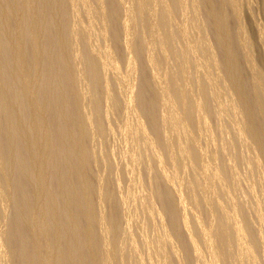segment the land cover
Returning a JSON list of instances; mask_svg holds the SVG:
<instances>
[{
	"label": "bare ground",
	"instance_id": "bare-ground-1",
	"mask_svg": "<svg viewBox=\"0 0 264 264\" xmlns=\"http://www.w3.org/2000/svg\"><path fill=\"white\" fill-rule=\"evenodd\" d=\"M74 1H77L76 3L79 2L78 4H80L84 8V11L80 8L81 11H83V13L84 12H86V13L90 12L89 11L90 6L87 3V0H0V117L2 118L1 122H0V201L2 202L4 200H8L10 202V207H12V208H15L16 204L21 203L22 205L19 207L23 208V211L21 213H18V215L13 217L14 219H11V222L9 223L10 233L8 232L9 233L8 239L3 241L6 243L5 246L7 245V247H9L11 249L10 254H7V256L9 257V255H10V257H9V259L7 257V262L5 261L7 264H17V263L18 264H68V261H70L72 259L73 255H76L75 259L77 257V260H75V262L73 264H108L109 262H111L113 260V258H114L113 254L116 252V250L114 249L115 252H113V254H112V252L110 250H108L110 248V246H108L109 247L108 249L104 248V245H113L114 247H116L117 245H115L114 240H116L115 238L119 237L118 234H120L119 233L120 225L118 222V221H120V218H119L120 214L117 218V212L119 210L117 208V205H115V203H117L115 201L116 197L113 200L115 202H113L111 200L114 197L115 193L113 194V197H111L112 194H110V193H112V192L109 190L110 193L108 195H110L111 199L109 201V199L106 198V200H108V203H109V204L107 203L108 204L107 206H109V209L107 207H105L109 210V211L107 210L108 214L106 216L98 214L96 211V201H97L96 198H97L98 194H100L99 190H102V192H105V191H103L105 184H103V183L99 184V185H103L104 186L103 188L99 187V185H98V187L93 185V181H92L93 176L91 175L92 173H90L91 167L89 169V166L91 164L90 161H92L91 158H93L94 156L91 157L90 154H92V152L89 150V148H91V147L86 145L88 142H87V140L85 141L86 138H84V137H87L86 135H90V134H88L90 127L94 128V131L92 133L98 134V136L104 135L102 132H104L103 130H105L106 128L103 127V124H101V122H103V118H102L103 113H102V117L99 118L101 112L104 111V110H102L103 106H101L102 105L101 100L104 98L105 100L109 101V99H108V97L110 96L109 94L112 93V92L109 93L110 91H108L109 90L108 89L109 80L106 77L107 70L113 71L117 77V80H119L121 82L123 81L125 83L127 81V79H126L127 76L125 74L119 72V70H118L117 59L113 58V56H112V52H111L112 48L110 49L111 46L109 45L110 43L107 42L106 36H111L110 38H112V40H113L112 42L115 43V45L113 44V46L118 45L119 47L118 46L117 47L119 48V50L123 48L122 51L124 50L123 52H125L124 53V56H125L124 60H126L125 61L126 62L125 68L127 69L128 73L130 72L129 74H131L135 70V64H136L135 58L141 59L142 57H140V56H142V55H145V58H146V62L144 64L147 63L146 64L147 66L149 65L150 67L153 68L154 63H156L157 61L154 62L155 56H153L152 48H154L155 46L154 47L152 46L154 44H151V42L153 43V41H150V40L152 38H154L153 36L156 34L155 33L156 28L158 27V24H160V21H162L163 17H165L164 16L165 13H164L161 20H158L157 18H155V20L156 19L158 20V21L156 20L158 23L156 21H154V23L155 22L157 23V24L155 23V25H157V27H154V24H153L154 19L152 20V18H154L153 15L155 16V14H153V13H156L155 12L156 10H154L155 9L154 7L156 6L155 4H157L156 2L161 1L162 2L161 4H164L163 3L164 1H162V0H134L136 5H137L136 8H137V10H139L138 13L139 14H141V13L145 14V16L142 15V17H147V16L149 17L148 22L150 21V24H149L150 28H148V27L147 28L151 32L152 36H151V38H148L150 40L144 42V44L142 43L144 40L142 42L140 41L143 45L138 42L140 40V37H139V40L136 41L137 47H135V48L133 47V51H132V48H130L131 46L135 45V44H133L134 43L133 39L131 40L133 45H130L131 44L130 39L132 38L130 30H131V23L133 20L132 17L134 14V12H133V14H131L132 13L131 11H133V9L130 10L131 8L129 7L130 8L129 9L128 7H126L127 4L126 5L124 4L125 7L123 6L122 10H121V12L123 14L121 13V15H120L119 7L121 5H118L119 3L117 2L119 0H92V2H94L96 5L95 4L93 5V3L90 2L91 3L90 9H92V5H93V6H95L94 7L95 11H98V9H100L102 11L104 8H108V11H109L108 12L109 15H107V16L104 15L106 18H109V20H104V19L100 20L101 26L99 29V38L100 37L102 38V43H98V44L95 43L94 44L93 40H95V38H96V40H98V38L96 36H94V39L91 40V36L93 35V30L91 28V24H93L92 20H90V18H89L88 19L89 21L88 20L86 21L88 23V25H86V26L83 25V27L80 26L81 28L78 26L81 24L80 21H79V23H80L79 24L78 22H75L74 19H73V21L70 20V9L72 11H76V10L80 11L79 9H77L80 7V5L79 6L76 5L77 8L75 9V6L73 4ZM103 1H106L107 3L103 4ZM171 1H173V0H171ZM175 1L176 0H174V2ZM179 1H180L179 2L180 5H182L181 6L182 9H184L186 7L185 0H179ZM203 1H205L206 3ZM122 2L123 1L121 0V3ZM225 2L230 3L232 5V7L234 8V10H238V4H237L238 0H202V3L205 4L204 6H206L205 8L207 9L206 18L209 17L208 19H210V22L212 23V26L214 29V30L212 29L214 31L213 35L215 36L216 42L218 44L217 46H219L218 48H220L219 50L221 51L220 53L222 54V56H220V58H221V61L224 63V66L226 69L225 72H227V74H228L227 80L230 79V82L232 83L231 85L233 86V90H235V94H237V97L235 99L240 100V103H241L243 111H244V113H242V112L241 113L244 115L243 117L247 119L246 123H244L245 119L242 117V119H244L243 123L247 124V126L245 125L247 128L246 127L245 128L248 129L246 131H244L245 129H243V131H244V133L249 131V135L252 136L251 139H254L256 141L257 144H255V145H258L257 147L260 148L261 153L264 156V74L261 71H259L257 68H255L254 63H253L252 58H251L250 53H249L248 39L245 38V35H242L240 27L239 28L237 27L238 29L236 28L233 30L229 26V24L225 18L226 16L224 14V11L222 9V5H221L222 3L225 4ZM224 4H223V6H224ZM158 5H160V4H158ZM184 5H185V7H184ZM220 5H221V8H219ZM198 7H200V6H198ZM187 8H189V7H187ZM163 9H165V6ZM166 9L164 10V12L166 11ZM191 9H192V7H191ZM105 10H104V13H105ZM137 10H136V12H137ZM167 11H168V9H167ZM193 11H192V13H193ZM178 12H179V10H178ZM73 13H75V12H73ZM81 13L82 12H80V14ZM138 13H137V15H138ZM195 13H196V11H195ZM101 14H102V12H101ZM193 15H191V16H193ZM104 16H103V18H105ZM159 17L160 16H158V18ZM140 18H141V15H140ZM195 18H197V17L195 16ZM164 20H165V18H164ZM164 20L162 21V23L164 22ZM169 20H171V19H169ZM189 20H190V18H189ZM165 21H167V20H165ZM141 22H143V21H141ZM146 22H147V19H146ZM146 22H143V23H146ZM171 22H173V21H171ZM201 22H203V21L201 20ZM238 23L237 24L240 26V22H238ZM163 24L165 25V22ZM163 26L159 27L158 31ZM200 26H201V24H200ZM235 30H237V31H235ZM163 31H165V30L163 29ZM201 31H203V30H201ZM108 33H110V35H108ZM183 33L184 32L182 31V35H183ZM170 34H169V36H167L168 41H169V37H174L172 35L170 36ZM193 36H191V37H193ZM201 36H202V34H201ZM164 37H162V38L166 39L165 35H164ZM157 38L159 40V36ZM162 38L160 37V39H162ZM182 39H185V38H182ZM141 40H142V38H141ZM145 40H147V39H145ZM158 40H156V42ZM197 40L199 41V39H197ZM86 41H88V42H86ZM262 41H263V38H262ZM159 42H160V40H159ZM192 42H193V40H192ZM87 43H88V45H87ZM138 43L141 46H139ZM182 44H183V42H182ZM161 45H160V47H161ZM163 45L165 46V44H163ZM164 46H163V49H164ZM166 46H167V43H166ZM166 46H165V51H167ZM117 47H116V50H117ZM187 48H189V47L187 46ZM156 49H157V47H156ZM156 49H154V50H156ZM163 49H162L161 53H163V51H164ZM205 49H207V48H205ZM198 50H199V48H198ZM210 50H212V49H210ZM101 51H103V52H101ZM203 52L205 53V50H203ZM119 53H122V52H119ZM114 54L116 55V54H118V52L113 53V55ZM170 54H172V53H170ZM200 54H202V53H200ZM241 54L244 55L248 65H249V68L251 69V75L252 76H251V79H250L251 81L249 84L245 83L244 80H241V76L244 75L243 74V67H241L242 64L240 65L239 56ZM188 57H189V55H188ZM203 57L205 58V56H203ZM210 58H211V56H210ZM77 59L79 61H77ZM155 59H157V58L155 57ZM164 59H165V57H164ZM80 60H81L82 66H81V68H78L77 62H80ZM179 60H181V59H179ZM165 61H166V59H165ZM189 61H187V63ZM184 63H185V60H184ZM156 65H158V64H156ZM210 65H208V67ZM101 66H103V67L105 66L104 71H102L103 69L101 68ZM79 67H80V65H79ZM199 68H197V69H199ZM203 69H205V68H203ZM207 70L208 69H206V71ZM203 72H205V71H203ZM184 73L185 72H183V74ZM175 76H176V74H175ZM204 76H205V74H204ZM161 77H163V76H161ZM206 77L207 76H205V78ZM153 78L155 79V83H157L156 81L160 78V77H157V75L155 74V71L153 73ZM209 80H210V78H209ZM82 81L84 82V84H83V87L80 88L78 86L80 85V83ZM155 83H154V85H156ZM161 83H163V81H161ZM161 83H159V94H158V96L161 99V103H160L161 107L160 108H163V110H164L163 113L161 114L162 116L160 115L161 120L163 121V124L167 123V125L169 124L172 127V129L175 127L177 129V127L180 126L179 125L180 124L179 117L178 116L173 117L171 113L170 114L164 113L165 108H167V101L165 100V98H166V96H168L166 93L168 87L165 86L166 84L163 85ZM200 84H201V82H200ZM215 84H217V83H215ZM157 85H158V83H157ZM145 86L143 87L144 91L143 90H142L143 92L141 91L140 96L138 97V100L139 99H140V101L142 100L143 104H141V105H142V110L145 113L144 115L146 117H148L150 121L153 122L154 116L156 115L155 113H154L155 115H153V112H154L153 109H155L154 108L155 105L152 107L151 102L146 100L149 97L146 98L147 95H145V93H146L145 91L148 88L146 89ZM210 87H211V85H210ZM111 88H112V84H111ZM170 88H171V86H170ZM219 90L220 89H218V92H219ZM213 91H217V90H213ZM197 92H200V90ZM250 92H254V97L252 96L253 98H251V96L249 95V94L252 95V93H250ZM180 93H181V91H180ZM211 93H212V91H211ZM199 95H201V94H199ZM100 96L102 97V99L100 98ZM110 97L113 98V95H111ZM128 98L131 99V96ZM205 100H206V97H205ZM84 101H85V104H84ZM202 101H204V99ZM153 102H152V104H153ZM231 102H232V100H231ZM112 103H114V102H112ZM233 103H235V102L233 101ZM238 105H239V102H238ZM234 106L236 107V104ZM113 107H114V105H113ZM193 107H196V106H193ZM106 108H104V109L106 110ZM196 109H194V110H196ZM84 110H85V112H84ZM107 111H109L108 108H107ZM241 111H242V109H241ZM159 112H161V111H159ZM189 112H193V111H189ZM220 112H218V113H220ZM191 115H193V114L190 113V116ZM140 116H141V114H140ZM156 117H158V116H156ZM54 118H56L58 121V124H56V125L53 124ZM96 118H98V119L96 120ZM188 118H189V115H188ZM100 120H102V121H100ZM191 120H192V118H191ZM203 120H204V118H203ZM138 121H139L138 123H140V119H138ZM162 121L159 120V122H161V123H162ZM200 121H199V123H200ZM156 122L158 123L157 120H156ZM239 122L240 121H238L237 123H239ZM154 124L155 123H152V126ZM159 124H157V125H159ZM198 125H200V124H198ZM236 125L238 126V124H236ZM240 125H241V123H240ZM104 126H105V123H104ZM152 126L150 129L153 130ZM156 127H157V130H159L158 126H156ZM156 127L154 128V130L156 129ZM207 127H206V130H207ZM241 127H243V126H241ZM103 128H105V129H103ZM112 128H113V126H112ZM180 128H178V129H180ZM131 129H133V130L135 129V130H137V131L134 130L135 132L139 131L140 134H143L144 136H146L145 129L142 128V130H141V128H139L138 125H136L135 128L131 127ZM169 129H170V127H169ZM133 130H130V131L133 132ZM181 130L182 129L178 130L179 132L176 130V133L182 132ZM238 130H239L238 132L242 133V129L240 127L238 128ZM125 131L127 133L129 132L128 129H125ZM90 133H91V131H90ZM134 133L131 134V135H133L132 137H134V135H135ZM138 133H137V135H138ZM176 133H174V134L176 135ZM94 134L92 137H94ZM184 134H185V132L183 133V135ZM247 134H248V132L244 135L247 136ZM244 135H239V136L242 137ZM129 136H130V134H129ZM95 137H96V135H95ZM87 138H90V136H88ZM99 138L101 139V137H99ZM126 138H129V137H126ZM136 138L138 139L139 136H137ZM144 138L145 137H143L142 139H144ZM248 138H250V136ZM183 139H185V138H183ZM241 139H243V138H241ZM254 140L252 142L255 143ZM145 141H147V139H145ZM128 142H130V141H128ZM178 142L179 141H177V143ZM186 142H188V141H186ZM181 143L183 144L184 141L182 140ZM182 144H180V146ZM177 145L179 146V144H177ZM183 146H185V145L178 147L180 154H181V152H186V151H184V149H182ZM185 147H188V145H186ZM135 148H136V146H135ZM178 149H177V151H178ZM135 151H136V149H135ZM173 152H172V154H173ZM136 154H138V153H136ZM141 156H142V154H141ZM175 157H176V155H175ZM95 159L96 158L94 157V161H95ZM157 159L159 161V162L157 161V163H159L158 165L160 167L161 162L159 160V157ZM105 162L107 163L106 160H105ZM135 163H133V164H135ZM176 163L173 162L172 165L175 166ZM14 168H16L17 171H14ZM18 168L19 169L21 168V169L18 171ZM186 168H187V166H186ZM162 171H164V170H162ZM164 173L165 172H163L162 174H164ZM164 175H166V173ZM203 176H205V175H203ZM169 177L170 176L168 175L165 178L169 179ZM180 181L182 182V180H180ZM107 183H106L105 188H107ZM172 183H174V182H172ZM206 185H208V184H206ZM179 187H180V185H179ZM133 189L135 190V188H133ZM106 190L108 191V188ZM19 191H21V194H22L21 198L19 197V194H20ZM131 191H132V188H131ZM162 191H164V190H162ZM165 191L163 194H165ZM102 192L100 195V199L102 196V200H103V199H105L103 196L107 195V194L102 195ZM167 193L168 192H166V194ZM133 194H135V193H133ZM163 194L161 193L162 196H163ZM128 196L131 197L130 194ZM163 197H165L166 201L171 199V198H169V196L167 197L164 195ZM165 199H163L162 201L166 202ZM117 200H120V199H117ZM177 201H179L180 202L179 204L183 206L182 210L186 211L185 206L183 204V198H182V196H180V194H179ZM106 202L107 201H105L104 204ZM147 202H149V201H147ZM166 203H168V201ZM171 203H172V201H171ZM169 205H168V207L170 208V215H174L173 209L175 207H173V205L172 206L171 205L169 206ZM99 206H100V201H99L98 208H99ZM172 207H173V209H172ZM163 209H164V207H163ZM222 211H223V209H222ZM17 212H18V210H17ZM176 212H177V210L175 211V214H176ZM187 215L188 214H186V215L184 214L182 216L183 219L181 218L182 222H183L182 225L186 229L189 228L188 221H187ZM175 217H176L175 219L178 218L177 216H175ZM231 217L228 215V218H231ZM170 218L173 220L174 217L172 216ZM225 219H226V221L227 220L229 221V219H227V217ZM175 221H173L175 224L174 223H172V224L176 225V223H177V225H178L177 220H175ZM229 223L232 224V225L230 224V226L233 227V229H231V230H234L233 232H235L236 237H234V239H236V241L238 243L236 241L235 242L239 245L238 248L240 247V249L242 251V252L240 251L241 255H244V257L250 256L251 255V248H252L250 242H252V241L249 242L246 240V242L250 243V246H249V244L244 242V238H243L244 227H243V225H241V223L238 220H236L234 217L231 218V222L227 223L228 228L230 227ZM197 224L199 225V228L201 230V236H202V240H204V245H205L206 250L209 252L211 251L210 252L211 257L209 258L208 261L205 260L206 261L205 264H218V259H216V256L214 255V252L212 251V247H211L212 242H211V240L208 239V231L201 226L199 220H197ZM98 227H100V229H101V233H99V234H101V236H102V244H101V242L98 241V237H97L98 235L96 234V233L100 232L99 230H97L98 232H96V228H98ZM175 227H174V229L176 231L177 227L176 228ZM222 227H225V223L222 224V226H221V229L223 231H225V228L223 229ZM2 232H0V233H2ZM191 232L193 233V231H191ZM248 232L249 231H245V234L247 233V235H248ZM171 233H172V231H171ZM247 235H246V237H247ZM164 237H165V235H164ZM250 238H252V237L250 236ZM242 239H243V242H242ZM117 240H116V243L118 242ZM252 240H255V239L252 238ZM157 241H155V242L157 243ZM74 242H81L82 246H80V248L77 249L79 246L74 244ZM113 242H114V244H113ZM161 242H162V240H161ZM253 242H255V241H253ZM189 243H191V245H192L191 247H193V249L196 253V256H198L200 258L201 257V251H200L199 247L197 246L195 240L192 237H190ZM75 245L77 246V248L75 247ZM1 246L2 245L0 244V248H1ZM160 246H162V245L160 244ZM2 249H3V247L1 248V250ZM6 249H8V248H6ZM116 249H117V247H116ZM111 250H113V249H111ZM239 250H237V251L240 254ZM2 252L0 253V260L4 261L2 255H5V254L4 253L2 254ZM117 253H119V251H117ZM120 253H123V252H120ZM238 256L239 255H237V257ZM244 257H241V259H243ZM117 258H118V256H117ZM115 260H113V261H115ZM5 262H3V263L6 264ZM116 263H117V260L115 261V264ZM165 264H167V263H165Z\"/></svg>",
	"mask_w": 264,
	"mask_h": 264
},
{
	"label": "rangeland",
	"instance_id": "rangeland-1",
	"mask_svg": "<svg viewBox=\"0 0 264 264\" xmlns=\"http://www.w3.org/2000/svg\"><path fill=\"white\" fill-rule=\"evenodd\" d=\"M119 1L117 2L119 3L118 5H121L119 7L120 15L122 13L121 12L122 7L123 6L125 7L126 4H127L126 7L131 8V9L129 8L130 10L133 9V11H131L132 12L131 14H133L134 12L133 17H132L133 20L131 23V30H130L131 37H132V38L130 37L131 38L130 42L133 39V42H134L133 44H135L134 46L130 47L132 48V51H133V47L134 48L137 47L136 41L139 40V37H140V40L138 42L140 44L142 43L144 44V42L150 40L148 38H151L152 36L151 32L148 29L150 28L149 26L150 21L148 22L149 17L147 15H146L147 17H142V15L145 16V14L138 13L139 10H137L136 8L137 5L134 0H122L123 1L122 3H121V0ZM162 1H164L163 2L164 4H161L162 3L161 1L156 2L157 4H155L156 6L154 7L155 8L154 10H156L155 11L156 13H153L155 14L156 17L153 15L154 18H152V20L154 19L153 20L154 27H157L155 23L158 20L162 19L164 13H165L164 15L165 17H163L162 21L164 20V18L165 20H167V21L164 20L165 25L163 24L164 22L162 23V21H160V24H158V27L156 28V31H155L156 34L154 33L155 34L153 36L154 38H152L153 40L152 39L150 40V41H153V43L151 42V44H154L152 46L153 47L155 46L154 48L151 47L153 56L157 58L155 59L154 57V62L156 61L157 62L154 63L153 68L150 67L149 65L147 66L146 65L147 63L144 64L146 62V58H145V55H142L140 56L142 57L141 59L135 58V63H136L135 70L134 72L129 74L130 72L128 73L127 69L125 68L126 60H124L125 52H123L124 50L122 51L123 48L119 50L118 45L113 46V44L115 45V43L112 42L113 40L112 38H110L111 36H106L107 42L110 43L109 45L111 46L110 49L112 48L111 49L112 56L113 58L117 59L118 70L119 72L127 76L126 77L127 81L125 83L123 81L121 82L117 80L115 73L111 70H107L106 77L109 80V84H110V85L108 84V89H109L108 91H110L109 93L112 92L109 95L110 96L113 95L114 99L109 96L110 97V98L108 97L109 101H107L104 98L102 99V97L100 96V98L102 99L101 100V103H102L101 106H103L102 110L104 111L101 112L99 118L102 117V113H103L102 118H103V122L105 123V126L103 122H101V124H103V127L106 128V129L103 128L105 129L103 130L104 132H102L104 135L99 134L100 136H98V134L92 133L94 131V128L90 127L89 133H88L90 135H86L87 137L90 136V138L84 137L86 138L85 141L87 140L88 142V143L86 142L87 143L86 145L91 147L89 148V150L93 154V155L90 154L91 157L94 156L96 158L95 159L96 162L94 161V157L91 158L92 161L90 162L92 165L90 164L89 166V169L91 167L90 173H92L91 175L93 176L92 177L93 185L98 187L99 184L103 183L105 184V187H106V183L108 182L107 183L108 191L110 190L112 192V193H110V191L108 192L106 190L107 188H105L103 185H99V187H102V188L104 187L103 191H105L106 193L102 192V190H99L100 191V194H98L99 197L97 196L96 198V200L98 201V202L96 201L97 213L103 216H106L108 214L109 206L107 205L109 203H108V200H106V198L109 199L110 201L114 193H115L114 197L111 200L113 201L115 197L117 199H120V200H117L115 198V201L117 202L115 203V205H117V208L119 210V211L117 210L118 211L117 218L120 214L119 216L120 221H118L120 225V231H119L120 234H118L119 237L116 236L117 238H115L116 240L118 239L117 240L118 242L116 243V240H114L115 245H117L116 246L117 249L113 245H104V248L108 249L109 248L108 246H110L108 250H110L112 254L113 252H115L114 249L116 250V252L113 255H114V258L116 257L115 259L117 260L118 264H165V263L167 264H205V262L208 261L209 258L211 257V253H210L211 251L209 252L205 248L204 240H202V236H201V230L199 228V225L197 224V220H199L201 226L208 231V239L211 240L212 242L211 244L212 251L214 252V255L216 256V259H218V264H264V242H263L264 241L263 239L264 238V156L262 155L260 148L257 147L258 145H255L257 144L256 141L254 139H251L252 136L249 135V131H247L248 132L247 136L244 135L247 133V132L244 133V131L248 130L246 129L247 124H244L246 123L247 119L243 117L244 115L242 113H244V111L240 103V100L235 99L237 97V94H235V90H233V86L231 85L232 83L230 82V79L228 78L229 80H227L228 74L227 72H225L226 69H225L224 63L221 61V58H220L222 54L220 53L221 52L219 50L220 48H218L219 46H217L218 44L216 42L215 36L213 35L214 29H213L212 23L210 22V19H208L209 17L206 18V13H207L206 12L207 9L205 8L206 6H204L205 4L202 3V0H185L186 7L185 5L184 7L186 9L185 8L182 9L181 7L182 5H180L179 0H176L175 1L176 3L174 2V0L173 1L162 0ZM76 2L77 1H74L73 3L75 6V9L77 8L76 5L77 6L80 5L78 4L79 2L78 3ZM90 2L93 3V5L95 3L92 2V0H87V3L89 4L91 8ZM104 3H107V2L103 1V4ZM223 4L224 3L221 4L222 9L224 11V14L226 16L225 18L229 26L233 30L236 29L237 27L238 28L240 27L242 35H245V38L248 39L249 53H250V56L252 58L255 68H257L259 71H261L264 74V0H238L237 2L238 10H234L232 5L228 2H225L224 6ZM93 5H92V9L89 8L90 12L88 13L86 12L83 13L84 8L81 5L79 8H77L80 11L78 10L72 11L70 9V20L73 21L74 19V21L78 23L80 21L81 24L79 23L80 25L78 26L83 27V25L84 26L88 25L86 21L90 18V20H92V23H93L91 24V28L93 30V35L91 36V40H93L94 36H96L98 40H96L95 38L96 41L93 40V42L94 44L95 43L98 44V43H102V38L101 37L99 38V29L101 26L100 20H103V19L109 20V18L105 17L109 15L108 13L109 11H108V8H104L102 11L100 9H98V11H95V8H94L95 6ZM221 5L219 8H221ZM164 6H165V9L168 7L167 8L168 11L166 9V11L164 12L165 10L163 9ZM80 8L83 11H81ZM104 10H105V13H104ZM80 12L82 13L80 14ZM102 15L103 16L105 15L104 16L105 18H103ZM140 15L142 19L140 18ZM158 16L160 17L158 18ZM195 16L197 18H195ZM155 18H157L158 20L156 19L157 20L156 21ZM146 19H147V22H146ZM201 20L203 22H201ZM141 21L146 22V23H143ZM154 21L156 22L154 23ZM238 22H240V26L238 25L239 24ZM160 25L161 26L164 25V26L160 28L158 31V28L161 27ZM199 28L203 30L204 32L201 31ZM163 29L166 32L163 31ZM182 31L184 32L183 35H182ZM169 34L170 36L171 35L174 36V37H169L170 42L168 41V37H167L169 36ZM108 35H110V33H108ZM157 35L159 36L160 42L157 38L158 37ZM164 35L166 36V39H164L165 38ZM160 37L161 38L164 37V38L160 39ZM182 38H185V39H182ZM262 38H263V41H262ZM197 39H199V41ZM156 40L158 41L156 42ZM140 41L141 42L143 41V42L141 43ZM182 42L184 45L182 44ZM162 43L165 44V46L167 43V46H166L167 51H165V46ZM133 44L131 42L130 45H133ZM161 44L164 46V49ZM160 45L162 48L160 47ZM204 45L205 46L207 45V46L205 47ZM187 46L189 48H187ZM116 47H117V50H116ZM156 47L157 49L159 47L161 49L159 48L157 50ZM162 49L164 50L163 53H161ZM203 50H205V53L203 52ZM115 52L116 53L118 52V54L113 55V53ZM119 52H122V53H119ZM169 52L172 54H170ZM188 55L190 58L188 57ZM202 55L205 56V58ZM239 58H240V65L242 64L241 67H243V74H244L241 76V80H244L245 83L249 84L251 81L250 80L251 76H252L251 69L249 68V65L243 54H241ZM179 59H181L182 61ZM184 60H185V63H184ZM77 61L79 60L77 59ZM187 61L189 62L187 63ZM77 64H78L77 65L78 68H81L82 66L81 60L80 62H77ZM208 65L210 66L208 67ZM101 68L103 69L102 71L105 70V66L104 67L101 66ZM197 68H199L200 70ZM206 69L208 70L206 71ZM154 71L157 77H160L156 81L158 85L157 83H155V79L153 78ZM159 71L160 72L162 71L163 73L162 72L160 73ZM182 71L185 73L183 74ZM203 73L205 74V76H207L206 78ZM160 75L163 77H161ZM161 81H163V83H161ZM153 82L156 85H154ZM159 83L163 85L166 84L165 86L168 87L166 91L168 96H166L165 98V100L167 101V108H165L164 113L165 114L171 113L173 117H177V116L179 117L180 126H178L177 129L176 127L172 129V127L169 124L167 125V123L163 124V121L161 120V116H162L161 114L163 113L164 110L163 108H160L161 99L158 96ZM213 83L214 84L217 83V84L214 85ZM83 84L84 82L82 81L78 87L82 88ZM111 84H112V88H111ZM169 85L171 86V88ZM144 86L146 89L148 88L147 89L148 91L144 88L146 90L145 91L146 92L145 95H147L146 98L148 97L150 98V99L148 98L149 100L146 98L145 99L151 102L152 107L155 105L154 108L156 110L153 109L154 110L153 115L155 114L156 115L154 116L153 122L150 121L149 118L144 115L145 113L143 112L142 105H141L143 104L142 100L141 101L140 99L138 100V97L140 96V93L143 90ZM218 89H220L219 92H218ZM199 90L200 92H197ZM213 90H217V91H213ZM198 93L201 95H199ZM250 93H252V95L251 94L249 95L251 96V98H253L254 92H250ZM130 96H131V99L128 98ZM205 97H206V100H205ZM203 99L204 101H202ZM233 101L235 103H233ZM238 102H239V105H238ZM84 104H85V101H84ZM202 104L203 105L205 104V105L203 106ZM230 104L231 105L233 104L232 106L234 108ZM235 104H236V107L234 106ZM105 106L108 108L109 111H107V108ZM193 106H196V107H193ZM104 108H106V110ZM189 111H193V112H189ZM190 113H192L193 115L190 116ZM188 115H189V118H188ZM242 117L245 119L244 123H243L244 119H242ZM157 118L160 121H162V123L159 122ZM1 119L2 118L0 117V122H1ZM97 119L98 118H96V120ZM138 119H140V123H138L139 122ZM156 120L158 121V123L156 122ZM238 121L240 122L237 123ZM151 122L155 124L152 126ZM156 123L157 124L160 123L161 125L160 124L157 125ZM53 124L54 125L58 124V121L56 118H54ZM236 124H238V126ZM136 125H138L139 128H141V130L142 128L145 129L146 136H144L143 134H140L139 131H138L139 133L135 132L137 131L135 129H134L135 131L131 129V127L135 128ZM151 126L153 127V130L150 129ZM156 126H158L159 130H157ZM155 127L156 129L154 130ZM206 127H207V130H206ZM239 127L242 129V133L238 132ZM178 128L182 129L181 131L183 133L185 132V134L183 135L182 132H180L181 134L178 133L179 132L178 130H180ZM125 129H128L129 132L127 133L126 132L127 130L125 131ZM243 129L245 130L243 131ZM130 130H133V132ZM176 130L178 131L177 133H176ZM133 133L135 134L134 135L135 138L137 136H139V138L135 139L134 137H132L133 135L131 134ZM174 133H176V135ZM93 134H94V137H92ZM239 135H244V136L240 137ZM248 135L250 136V138H248L249 137ZM142 136L145 138L142 139L143 138ZM99 137H101V139ZM126 137H129V138H126ZM145 139H147L148 142L145 141ZM179 139L181 141L183 140L184 143L182 144ZM253 140L255 141V143L252 142ZM177 141L179 142L177 143ZM186 141H188L189 143ZM177 144H179V146ZM180 144L185 145V146L188 145V147H185V146L182 147V149H184V151H186L187 153L181 152L180 154L179 149H178V147L182 146V145L180 146ZM156 157L157 158L159 157V160L161 162L160 167L158 165L159 163H157L158 159ZM105 160L107 161V163L105 162ZM172 161L175 163L177 162L176 163L177 165L176 164L175 166L172 165L173 164ZM20 169L18 168V171ZM14 171H17V169L14 168ZM163 172H165L167 176L168 175L170 176L169 179L165 178L167 176L164 175L165 173L162 174ZM180 180H182V182ZM131 188H132V191H131ZM133 188H135V190ZM162 190L164 191L166 190L165 194H163L164 191ZM19 192H20L19 197L21 198L22 197L21 191ZM101 192H102V195L107 194L103 196L105 198L103 200H102V196L100 199ZM160 192L163 194V196L165 195L171 198L167 200L168 203H166L167 201L165 197H163ZM166 192L168 193L166 194ZM109 193L112 194L111 197L110 195H108ZM129 194L131 195V197L128 196ZM179 194L183 198V204L185 206L186 211L182 210L183 206L179 204L180 203L179 201H177ZM163 199H165L166 202L162 201ZM104 200L107 201L105 204H104L105 202ZM170 200L172 201V203ZM99 201H100V206L98 208ZM169 204L175 207L174 209L172 207V209L174 210L173 211L174 215H170V208L168 207ZM21 205H22L21 203L16 204L15 208H12L10 207V202L8 200H4L2 202L0 201V226H1L0 232L3 231L2 233H0L1 235L0 242L2 241L0 244L2 245L1 248L3 247L2 250L0 248V251L1 252L3 251L2 254L3 253L5 254V255H2L4 261L0 260V264H4L3 262L5 261L7 262V257H8L7 254H10L11 249L7 247V245L5 246L6 243L3 241L8 239V236L10 233L9 223L11 222V219H14L13 218L14 216L18 215V213H21L23 211V208L19 207ZM105 207H107L108 209ZM16 209L18 210V212ZM176 210H177L176 212L177 215L175 214ZM184 214L185 215L188 214L187 215V221H188V226H189L188 229H186L182 225L183 224L182 216ZM228 215L230 217L231 216L234 217L236 220H238L241 223V225H243L244 234H245V231H249L248 232L249 236L246 233L245 235L243 234V238H244V242L249 244V246L251 243L252 248L250 247L251 248L250 256L244 257V255H241L242 251L240 247L238 248L239 246L237 244L238 242L236 241V239H234V237L236 236H235V232H233L234 230H231L233 229V227L230 226L231 223H229V226L231 228L229 227L230 228L229 229L227 227L228 226L227 223L231 222V218H232V217L228 218ZM172 216L174 217L173 220L170 218ZM175 216H177L178 218L175 219L176 218ZM226 217L227 219H229V221L228 220L226 221L225 219ZM175 220H177L178 225L177 223L176 225L172 224L174 223L173 221ZM224 223H225V227H222V228L223 229L225 228V231L221 229V226ZM173 226L177 227V228L175 227L176 231ZM97 230H99L100 232H98ZM188 230L193 231V233L191 231L189 232ZM171 231L173 234L171 233ZM96 232H98L96 233L98 235L97 236L98 241L101 242L102 244V236L101 234H99L101 233L100 227L96 228ZM250 236L255 240H252ZM190 237H192L195 240L197 246L199 247L201 251L200 258L196 256V253L193 247H191L192 246L191 243H189ZM161 240L163 243L161 242ZM246 240L249 242L250 241L252 242L255 241V242L248 243L246 242ZM155 241H157V243ZM242 242H243V239H242ZM74 244L79 246L77 248V246L75 245L77 249H79L80 246H82L81 242H74ZM160 244L163 247L160 246ZM5 247L8 249H6ZM237 250H239V252L241 251L240 254L238 253ZM117 251H119V253L120 252H123V253L119 254L117 253ZM237 255L239 256L237 257ZM73 256H72V259L68 261V264H73L75 260H77V257L75 259L76 255H73ZM241 257H244V258L241 259ZM114 258L113 260H115ZM113 260L109 262L108 264H113V263L115 264L116 260L115 261Z\"/></svg>",
	"mask_w": 264,
	"mask_h": 264
}]
</instances>
